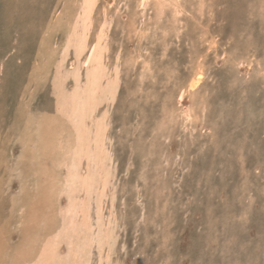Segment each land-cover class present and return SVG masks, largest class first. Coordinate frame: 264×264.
<instances>
[{
    "label": "rangeland",
    "instance_id": "374dc122",
    "mask_svg": "<svg viewBox=\"0 0 264 264\" xmlns=\"http://www.w3.org/2000/svg\"><path fill=\"white\" fill-rule=\"evenodd\" d=\"M156 1L0 0V264H264V0Z\"/></svg>",
    "mask_w": 264,
    "mask_h": 264
},
{
    "label": "bare ground",
    "instance_id": "6f19581e",
    "mask_svg": "<svg viewBox=\"0 0 264 264\" xmlns=\"http://www.w3.org/2000/svg\"><path fill=\"white\" fill-rule=\"evenodd\" d=\"M121 1V0H120ZM144 1H150V0H144ZM151 1H153V0H151ZM158 1V0H157ZM156 1V2H157ZM164 1V0H163ZM165 2V1H164ZM189 2V1H188ZM144 3V2H143ZM161 3V2H160ZM163 3V2H162ZM167 3V2H166ZM170 3V2H169ZM186 3V2H185ZM165 4V3H164ZM157 5H158V2H157ZM161 5H163V4H161ZM179 5V4H178ZM148 6V5H147ZM160 6V5H159ZM158 6V7H159ZM180 6V5H179ZM179 6H177V7H179ZM128 7V6H127ZM154 7V6H153ZM193 7V6H192ZM161 8V7H160ZM163 9H165L164 7H162ZM146 9V8H145ZM163 9H162V13H163ZM150 10V9H149ZM154 11V10H153ZM161 11V10H160ZM159 11V12H160ZM124 12V11H123ZM58 15V14H57ZM150 15V14H149ZM179 18V17H178ZM211 20V19H210ZM32 21V20H31ZM31 23V22H30ZM152 23V22H151ZM27 25V24H26ZM53 24H49V26H52ZM48 29H49V27H48ZM47 30V29H46ZM141 32V31H140ZM167 33V32H166ZM97 35V34H96ZM143 35H144V33H143ZM141 36H142V34H141ZM202 36V35H201ZM93 37V36H92ZM94 39V38H93ZM187 39V38H186ZM202 39H203V37H202ZM143 47V46H142ZM189 49V48H188ZM246 52V51H245ZM239 55V54H238ZM87 60H89V57H88V55H87ZM132 61V60H131ZM130 61V62H131ZM129 62V61H128ZM87 63V62H86ZM112 64V63H111ZM236 64V63H235ZM128 65V64H127ZM201 67V66H200ZM145 68V67H144ZM239 68H241V67H239ZM199 70H197L195 73V77L194 78H190L191 80H192V82H191V84H190V88H188L189 90H191V91H195L199 86H200V84H201V81L202 80H204L203 78H204V75H203V68L201 69V68H198ZM149 70V69H148ZM143 71V70H142ZM149 71H151V70H149ZM149 71H148V73H149ZM146 73V72H145ZM194 73V72H193ZM147 74V73H146ZM148 75V74H147ZM193 76V75H192ZM144 77H145V75H144ZM138 83V82H137ZM202 83H203V81H202ZM188 84V85H189ZM189 87V86H188ZM185 89V88H184ZM187 89V88H186ZM198 90V89H197ZM183 96H184V94H182L181 95V98L180 99H183ZM186 96V95H185ZM192 112V111H191ZM186 116H187V119L189 120V119H192V116H191V114L190 113H186ZM184 122V121H183ZM145 142V141H144ZM21 145H23L22 143H21ZM129 183V182H128ZM248 194V193H247Z\"/></svg>",
    "mask_w": 264,
    "mask_h": 264
}]
</instances>
